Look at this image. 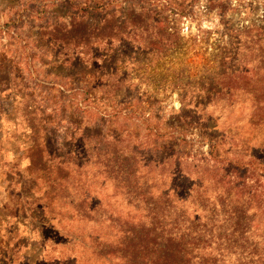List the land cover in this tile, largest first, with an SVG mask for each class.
Segmentation results:
<instances>
[{
  "label": "rangeland",
  "instance_id": "374dc122",
  "mask_svg": "<svg viewBox=\"0 0 264 264\" xmlns=\"http://www.w3.org/2000/svg\"><path fill=\"white\" fill-rule=\"evenodd\" d=\"M107 2L108 15L87 14ZM122 8L162 21L163 37L127 24L109 44L97 28L87 32L84 50L52 40L71 16L118 26ZM257 35L264 0H0V264H47L54 254L46 195L63 209L92 207L79 236L93 228L114 237L132 217L147 225L157 211L163 218L154 223L166 230L206 228L205 254H218L219 240L263 255L264 208L250 194L264 181L256 183L247 161L264 164V62L241 57L245 48L257 57L247 38ZM247 70L258 73L249 83L236 75ZM120 108L144 116L115 119ZM172 151L189 180L175 182L183 203L162 195L174 170L156 162ZM59 163L69 168L64 176ZM216 165L245 193H229ZM238 207L249 220L259 210L258 226L242 238L231 233Z\"/></svg>",
  "mask_w": 264,
  "mask_h": 264
},
{
  "label": "trees",
  "instance_id": "16d2710c",
  "mask_svg": "<svg viewBox=\"0 0 264 264\" xmlns=\"http://www.w3.org/2000/svg\"><path fill=\"white\" fill-rule=\"evenodd\" d=\"M111 8L110 2L98 3L92 7L88 6L87 9H89V12L87 14L89 16H93L94 13H98L99 15L104 13V15H108ZM106 18L107 17L102 18L103 23L97 21L98 23L96 22V26L93 27V24H90V21L86 18L77 20L75 16H71L67 23H61V25L55 26V35H53L52 40L60 43L65 49L71 48L77 50V48L81 46L84 50V48H87L89 45L87 42V37L89 36L87 32H92V30L96 28L100 33L99 41H107V44H109L113 36L120 34V30L127 24H131V27L135 28V30H144V33H147V36L152 37V39L162 33V25L164 24L162 21L154 20L148 12L143 10L138 12L136 9L132 8H130V11L122 8L120 17L117 20L120 24L115 27L111 25L109 30L108 26L110 23L106 22ZM157 28L158 30L155 32L154 36H151ZM114 29L118 31L115 32V35L111 36ZM63 30L65 31L62 32ZM161 37H163L162 34ZM247 38H251L249 45L257 47L258 55L253 59L250 50L245 48L243 50H247V52L242 51V60L245 64H252L257 61V64L260 65L264 62V35L247 36ZM155 43L151 41L150 46L156 45ZM234 59L235 58H232L235 62ZM236 75H238L237 78L239 80L245 79L246 83H249L250 78H255L258 73L250 74V70H247L236 73ZM261 91L262 89L259 88V92ZM84 102L85 100L82 101V103ZM82 103H80L79 106H81ZM80 111L82 110L80 109ZM112 116L115 119L122 118L124 120H129V118H135L140 120L144 115L136 108H120L115 110ZM147 120L149 119L147 118L146 121ZM154 135H156V133ZM168 148L167 145L161 144L159 149H161L160 152H171L172 148H170V150ZM159 149H157V151H159ZM137 152V148H134L133 154H137ZM40 154L42 155V152H40ZM124 161L122 162L125 163ZM152 163L153 162L146 164L150 165ZM166 163H171L174 173H172L171 176L170 188L164 191L162 195L165 198L173 197L176 202L183 203L185 198H181L177 195L176 191L179 187L175 185V182L189 180H186L187 178L180 170L179 157L175 155L174 151H172L171 155L167 156L163 162H156L157 166H164ZM237 165H239V163H237ZM247 165L253 174H257L256 183L261 181L260 178L264 181V164L250 157L247 161ZM55 169L57 173L64 176L67 174L69 168L64 163H59ZM213 169L215 172L222 173L224 179H226L223 185L228 188L229 193L236 192L235 195H242L245 193L242 190L238 191L242 187L239 180H228L230 178L228 167L222 168V166L216 165ZM62 176H58L60 178L59 182L66 183V180ZM244 178L245 173L242 178L243 183ZM191 189L188 190V193ZM40 196L42 195L39 194V197ZM46 196L47 199H49V203L47 206L48 210H46L45 207L44 213L48 216L50 221L53 234V237L50 238V243L52 245L50 247L54 253L48 257L47 264H264V254H251L250 249L245 243L241 244L236 241H226L222 243V241L217 240L213 250L218 251V254H205L208 250L212 249L211 243L204 240L208 231L206 228L201 230L200 226L194 228L189 225L185 229H180L175 226L172 230H166L165 225H161L160 227L159 224L154 223L156 217L163 218V213L157 211L150 212L149 215H152L150 219L151 223L147 225L140 220L135 221L134 219L136 217H132L130 223L125 227H121L114 237L108 235H105L106 237L104 235L101 236L98 231H95L93 228L87 231L86 234L82 233L81 236H79V231L85 230L82 227H78L82 226L80 221L87 222L86 217L92 212V207L83 210L75 208L68 209V207L67 209H63L55 206L54 203L56 201L54 197H50V195ZM250 198L261 202L260 204L264 208V184H255L254 191L251 192ZM258 211H254L249 220L247 218V210L243 211L238 207L233 221L234 226L231 231L232 235H239L242 238L248 231L252 230L253 227L258 226V224L254 223ZM110 213L112 214V212ZM196 218L197 223H199L200 215ZM224 232L225 229H221V234ZM52 242L59 243L57 245V247H59L58 251H56ZM88 249L92 252L88 253ZM245 252L247 255H245Z\"/></svg>",
  "mask_w": 264,
  "mask_h": 264
}]
</instances>
